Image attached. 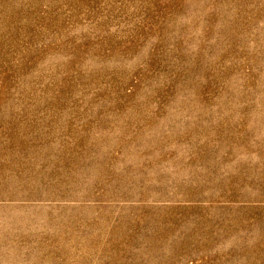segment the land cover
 <instances>
[{
	"label": "rangeland",
	"instance_id": "1",
	"mask_svg": "<svg viewBox=\"0 0 264 264\" xmlns=\"http://www.w3.org/2000/svg\"><path fill=\"white\" fill-rule=\"evenodd\" d=\"M0 264H264V0H0Z\"/></svg>",
	"mask_w": 264,
	"mask_h": 264
}]
</instances>
